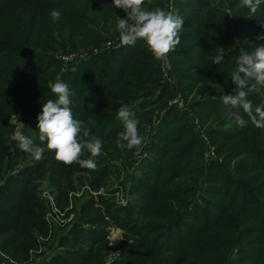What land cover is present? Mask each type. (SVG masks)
<instances>
[{
  "label": "rangeland",
  "instance_id": "374dc122",
  "mask_svg": "<svg viewBox=\"0 0 264 264\" xmlns=\"http://www.w3.org/2000/svg\"><path fill=\"white\" fill-rule=\"evenodd\" d=\"M156 3L153 1V5L144 7L148 10L160 7L181 16L184 22L180 32L197 28L199 37L188 43L179 33L180 43L168 54L167 62L157 60L150 52L158 72L152 94L157 99L162 97V102L146 115L149 117L145 122L138 124L145 141L140 151L122 150L114 144L118 138L115 132L104 133L107 135L104 140L100 135L92 136L103 142L101 154L94 158V170L81 167L79 163L65 165L56 160L54 152L47 150L46 143L39 141V132L35 131L43 105L56 99L51 93V84L57 80L63 82L80 66L108 51L119 50L118 53L127 58L132 48L146 47L142 40L122 46L116 21L110 26L116 36L108 35L104 42L96 45L52 54L56 65L53 77L44 82L37 93L22 97L23 100L38 97L35 104L21 110L14 105L5 107L8 111L0 119V129L3 128L0 139L15 150L0 161V204L2 198L10 194L8 187L19 188L22 197H14L17 207L12 204L10 211L26 205L34 214L38 212L42 228L34 230L31 243L24 250H16L14 245L6 250L7 237L0 236V263L70 264V260H77L73 255L79 253L78 264H93L97 257L99 264H133L143 244L151 242L148 250L156 248L158 264H162V260L180 254V249L187 250L184 246L192 232L188 229L193 228L199 218L212 221L217 211L215 206L226 204L216 222L224 212L233 210L238 228L244 229L227 256V264H241V250L246 258L264 264L261 262L264 256L260 255L264 250V128L250 123L244 128L237 127L221 100L224 94H234L235 85L230 75L236 67V58L264 44L257 40L264 35V3L256 13L244 6L242 0H161V4ZM226 29L228 32L224 33ZM192 42H196L189 48L192 53L181 57ZM221 48L223 62L211 63ZM78 73L67 79L69 87ZM249 99L254 106L264 104V87L259 93L250 94ZM74 102L73 99L71 108ZM202 104L205 107L200 111ZM172 110L178 118L176 126L180 128L168 145L159 142L157 137L165 116ZM33 118L37 125L28 127ZM103 126L99 127L100 131ZM83 127L88 128V125ZM17 131L45 148L42 159L35 160L16 146L13 136ZM112 139L115 141L109 142ZM244 140L248 142L244 144ZM105 144L114 149H103ZM172 153H179L185 159V162L179 159L176 170L168 165L173 160ZM87 158L92 157L85 150L81 159ZM154 158L158 159L154 161ZM200 165L206 173L188 174L191 168H200ZM212 167L219 169L214 175L209 173ZM37 172L41 177H32ZM164 176L166 181H163ZM150 180L159 183L148 187ZM171 188L176 189L168 191ZM150 192L159 194L160 207L151 205ZM25 197L27 199L23 200ZM4 206L11 204L4 203ZM188 213L194 215L193 225L183 223L182 231L171 239L174 227L186 219ZM14 216L17 215H5L1 221L13 220ZM126 217L127 221H123ZM148 223L150 229L146 232L144 228ZM204 229L207 226L202 224L199 231ZM250 232L256 233L245 237ZM165 234L166 239L160 241ZM142 235L147 239L139 242ZM252 238L253 241L244 246ZM255 242L259 243L252 246Z\"/></svg>",
  "mask_w": 264,
  "mask_h": 264
},
{
  "label": "trees",
  "instance_id": "16d2710c",
  "mask_svg": "<svg viewBox=\"0 0 264 264\" xmlns=\"http://www.w3.org/2000/svg\"><path fill=\"white\" fill-rule=\"evenodd\" d=\"M153 1L159 4L161 0H145L144 6L153 5L151 4ZM54 9L61 12V17L56 21L50 15ZM125 17L126 13L122 9L113 6V0H0V119L7 114L6 106L14 105L16 109L21 110L24 106L29 107L36 103L38 97L29 96L26 100H23L22 97L37 93L44 86L43 83L53 77V70L56 68L52 60L54 52L83 48L104 42L108 35L116 36L113 35L116 32L111 31L110 26H113L115 21L118 22L119 18ZM186 19L188 20V18ZM186 29L180 32L183 41L188 43L196 41L199 37L197 28ZM227 32L226 29L224 33ZM228 36L229 34L226 37ZM194 43L196 42H192L188 48H185L181 57H189L187 54L192 53L189 48L195 45ZM118 51H108L80 66L77 70L78 76L71 87L68 86L70 91L74 90L76 93L74 97H70L75 101V108H71L73 118L82 121L83 125H88L89 137L100 135V138L104 140L109 134L115 132L118 136L120 132L124 131L123 122L117 118V112L123 105H127L134 112L135 118L139 122H145L149 117L146 115H150L152 110L162 102V97L157 99V96L152 94L158 79V72L148 48L144 46L132 48V51L127 53V58H124L125 55ZM124 59H126L125 63ZM76 73L68 76L63 82L67 84V79ZM227 88L228 86L225 89ZM204 107L202 104L199 107L200 111ZM175 115L172 110L165 116L157 137L159 142L170 145L172 139L176 137L180 126H176L178 118ZM36 125L33 118L28 127ZM102 125L105 126L100 131L99 127ZM120 125L122 127L118 128ZM2 131L3 128L0 129V133ZM35 131L39 132L38 128ZM104 133L108 134L104 135ZM114 141L113 139L109 140L112 143ZM247 142L248 140H244V144ZM109 148L113 147L108 144L103 146V149ZM9 155L10 148L5 145L3 139H0V161ZM171 157L173 160L168 165L174 167L175 170L179 159L185 162L179 153H172ZM157 159L154 158V161ZM163 165L165 164L162 163V167H164ZM167 169L165 170L166 175ZM203 169L204 166L200 165V168H191L188 174L206 173V170ZM218 171V168L212 167L209 173L214 175ZM41 175L37 172L32 177H41ZM149 177L151 178L153 175ZM226 178L227 176L224 177V179ZM166 180L167 178L164 176L163 181ZM151 181L154 180L148 181L146 186L159 183ZM7 189L10 194H6L7 198H2L0 204V236L7 237L4 242L6 250L12 249V245L16 246V250H24L31 243L34 230L42 228L41 221L38 212L34 214L26 205L10 211L12 204L17 207L14 197H22V193L19 188L8 187ZM175 189L171 188L168 191ZM241 192L243 194V190ZM3 193L5 195L6 192ZM158 197L159 194L153 192L149 194V198H153L151 205L154 207L161 206ZM26 199L27 197L23 198V200ZM4 203L11 204V206L5 207ZM226 207V204L215 206L217 211L213 214L212 221L206 220V217L199 218L193 228L188 229L192 232L184 246L187 250L180 249V254L176 253L171 258L162 260V264H227V256L234 249L233 245L244 229L238 228L239 225L233 210L224 212L216 222V217ZM189 213L186 219L178 222V226L174 227L171 239L182 231L183 223L193 225L194 215ZM9 214L17 216H14L13 220L11 218L1 221L5 215ZM127 219L128 217L123 221H127ZM202 224L207 226V229L199 231ZM20 227L22 229H19ZM144 229L148 232L150 224H146ZM80 233L85 235V232ZM254 233L256 232H250L245 237ZM201 235L202 237H200ZM167 236L165 234L160 241L166 239ZM153 238L152 236L151 239ZM145 239L147 237L142 235L138 241L142 242ZM253 239L248 240L244 246L251 243ZM258 243L255 242L252 246ZM150 245L151 242L143 244L140 250L141 254H136L133 264L159 263L158 250L156 248L148 250ZM260 255L264 256V250L260 251ZM73 256L77 260H70L69 263L78 264L79 253ZM239 258L241 264H257V260L246 258L244 250L239 252ZM99 262V257L93 260V264H99ZM261 262L264 263V261ZM56 263L60 264L61 262Z\"/></svg>",
  "mask_w": 264,
  "mask_h": 264
},
{
  "label": "clouds",
  "instance_id": "9594fccd",
  "mask_svg": "<svg viewBox=\"0 0 264 264\" xmlns=\"http://www.w3.org/2000/svg\"><path fill=\"white\" fill-rule=\"evenodd\" d=\"M242 3L252 13H256L264 0H242ZM144 4L145 0H113V6L126 13V17L119 18L116 25L119 42L122 46H130L142 40L157 60L167 62L168 54L180 43L179 33L184 19L160 7L148 10ZM50 15L56 21L61 17V12L54 9ZM257 40L264 41V35L258 36ZM223 60L221 48L211 63L219 65ZM235 64L230 75L235 85L234 94H224L222 103L237 127L244 128L250 123L257 128H264V104L254 106L249 99L250 94L259 93L264 87V44L250 52H242ZM50 89L56 99L48 100L38 116L39 141L46 143L47 150L54 152L57 161L65 165L79 163L81 167L94 170V158L101 154L103 142L96 137L89 138V129L83 127L82 121L73 118L70 97L76 95L75 91H70L68 85L59 80L51 84ZM117 118L124 124V131L118 134L116 140L117 147L140 151L145 141L139 133V120L135 118L134 112L123 105L117 112ZM13 139L21 151L30 153L35 160L42 159L45 148L31 138L17 131ZM13 150L10 147V151ZM85 150L92 158L81 159Z\"/></svg>",
  "mask_w": 264,
  "mask_h": 264
},
{
  "label": "built area",
  "instance_id": "2783aa9c",
  "mask_svg": "<svg viewBox=\"0 0 264 264\" xmlns=\"http://www.w3.org/2000/svg\"><path fill=\"white\" fill-rule=\"evenodd\" d=\"M0 264H5V263L2 262V263H0Z\"/></svg>",
  "mask_w": 264,
  "mask_h": 264
}]
</instances>
